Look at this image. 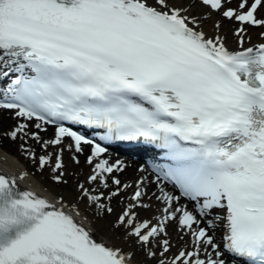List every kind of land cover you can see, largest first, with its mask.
Segmentation results:
<instances>
[{"label":"snow or ice","instance_id":"obj_1","mask_svg":"<svg viewBox=\"0 0 264 264\" xmlns=\"http://www.w3.org/2000/svg\"><path fill=\"white\" fill-rule=\"evenodd\" d=\"M230 2L199 0L240 24L235 51L224 37H208L179 0H0V109L17 121L7 136H28L22 121H39V131L56 125L41 146L60 148L67 139L69 150L82 153L83 144L92 145L87 181L105 188L109 175L123 171L121 162L102 158L105 147L65 123L103 129L107 143L166 150L171 163L157 182H170L179 196L160 188L155 199L163 215L156 224L138 223L134 209L150 205L137 181L116 221L124 239L134 238L157 264H229L226 257L231 264H264V43L243 47L245 24L264 28L257 17L264 0L225 8ZM31 138L41 140L38 132ZM49 159L41 155L40 168ZM64 168L58 152L55 182H63ZM111 183L116 188L107 197L78 188L111 214L101 201L130 187L114 175ZM180 197L194 203L195 213L176 206ZM63 207L0 175V264H133L131 252L97 241ZM172 221L191 240L168 257L172 245L161 236Z\"/></svg>","mask_w":264,"mask_h":264},{"label":"bare ground","instance_id":"obj_2","mask_svg":"<svg viewBox=\"0 0 264 264\" xmlns=\"http://www.w3.org/2000/svg\"><path fill=\"white\" fill-rule=\"evenodd\" d=\"M183 2L184 0H179V3L183 7H186ZM238 3L239 0H231L230 3H225L224 7L236 8ZM186 8H189V11L186 14L192 16L193 5L191 4ZM215 14L217 13L212 12L207 13L203 17H197L200 21V28L208 37H214L217 35L224 37V44L229 49H239L240 45L237 42V37L233 35V33L235 31L234 29L240 27V25L235 26L234 21L227 20L223 17L219 18ZM257 17L264 19V9L258 10ZM217 21L220 22V27L218 29L214 26ZM243 27L246 29L244 44L255 45L264 41V38L260 35L261 32H264V28L254 27L247 24ZM6 112L7 110L0 109V127L7 128L8 131H10L17 124V121L13 118L12 113L6 114ZM22 122L29 124V128L27 130L29 135L15 140L10 139V144L7 147L0 144V170L13 177L17 182V187L19 189L33 192L37 196L48 200L50 203L56 204L57 207L60 206V202L62 201L64 205L63 211L72 216L73 219L78 224L82 225L86 230L91 231L97 241L103 240L106 244H114L121 247L124 252H131L133 254V264H157V260L155 258L146 257L144 250L135 243L134 238L124 239L126 230L119 227V232L116 229V227H118L116 226V221L118 215L122 214L123 210L130 202H132L130 198L137 187V181H142V190L147 193V195L143 197V202L150 205L148 208L137 207L134 209L136 212L137 222H139L142 218H146L151 221L152 224H156V217L163 215L159 209L163 208L164 204L162 201L156 200L155 197L160 194V188H163L164 191L168 193H170V190L166 186H160L158 182H153L150 173L145 167L141 166L139 162L121 161L116 156H112L111 154H104L102 158L108 159L109 162L119 160L121 162V166L123 167V171L114 172L108 176L107 188L103 185H99L98 183L89 184L86 178L90 175L91 166L86 163V158L91 154V146L83 144V152L75 153L74 150H69L67 148L69 141L66 139L60 148L53 146L44 148L41 146L43 141L54 138L55 132L53 128L43 127L45 130L39 131L34 126L38 123L37 121ZM32 132H38V135L41 137L40 142L31 138ZM0 142L2 141L0 140ZM21 145H23V149L21 148ZM63 147H66L67 149L66 153H70L71 156L75 155L79 159L80 163L76 164L64 159V151L61 152V148L63 149ZM24 149H27L28 151H24ZM58 152L61 153L65 164V175L63 177V182L61 183H57L52 179L54 173L51 171L52 167H54L55 156ZM41 155H50L49 163L44 168H40L39 166V172H36L28 165L27 159L32 156L33 159H36L39 163V157ZM85 166L86 168H84ZM21 174H23L22 177H20ZM113 175L120 179L122 184H129L130 187L124 189L120 195L112 197L111 200L103 199L101 201V203L105 204L107 207H111L112 209L108 218H103L105 215L102 211L103 209H98L94 204H90L86 198L82 199L78 186L73 188L76 193H74L71 189L68 190L62 187V184L82 176L84 182L80 179L79 185L83 184L84 187L89 189L93 195L103 193L104 196L107 197L109 193L114 191L116 188V186L111 183ZM87 185H89V187H87ZM181 205L186 206L189 211H193L195 213L192 203H187L181 199L176 206ZM215 211L218 212L219 210ZM200 226H204V223L202 222ZM220 231V227L215 229L217 242H219L221 238ZM182 235L184 236V239H180ZM161 238L169 240L172 245L169 252L166 254L168 257L173 256L177 250L185 247L186 242H189L187 247L190 248L191 238L178 230L177 221L168 223L167 235H162ZM135 245L138 246V250L135 249ZM153 251L159 254L160 248L153 246ZM226 259H228L229 264H231L232 258L226 257Z\"/></svg>","mask_w":264,"mask_h":264},{"label":"rangeland","instance_id":"obj_3","mask_svg":"<svg viewBox=\"0 0 264 264\" xmlns=\"http://www.w3.org/2000/svg\"><path fill=\"white\" fill-rule=\"evenodd\" d=\"M185 2L187 3V5L192 4L193 5V13L194 14H198L199 16L204 15L208 11V8L206 6H203V5L199 4L197 1H194V0H184L183 4H185ZM218 13L220 14L221 12L219 11ZM215 15H217V14H215ZM6 113H8V112H6ZM2 128L3 127H0V140L2 141V142H0V144L4 145V147L5 146L7 147L10 144V140H9L8 136L6 135V133H7L6 128H3V129ZM66 159L68 161L71 160V158L69 156H66ZM28 164L30 165V167H32L33 170H35V171L38 170V163H37L36 160H31L30 159V160H28ZM80 179H83V177L82 176L81 177L79 176L78 178H76L73 181L66 182L65 184H62V187L63 188H66L68 190L69 189H72L75 186V184L78 181H80ZM108 217H109V215L107 213H105V215L103 216V218H108ZM116 229L118 230V228H116ZM135 247H136V250H138V247L137 246H135Z\"/></svg>","mask_w":264,"mask_h":264}]
</instances>
